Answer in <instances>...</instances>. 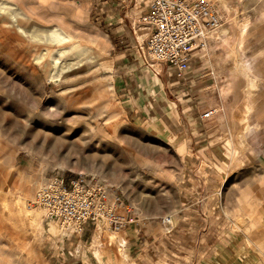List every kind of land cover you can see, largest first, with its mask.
<instances>
[{
    "label": "rangeland",
    "instance_id": "rangeland-1",
    "mask_svg": "<svg viewBox=\"0 0 264 264\" xmlns=\"http://www.w3.org/2000/svg\"><path fill=\"white\" fill-rule=\"evenodd\" d=\"M205 1L221 24L208 52L195 51L207 68L191 93V82L143 66L145 0H0V264H226L232 254L227 264H264L250 243L264 236V0ZM114 14L116 23L104 20ZM125 73L136 82L128 95L113 85ZM232 79L241 81L237 131L216 125ZM206 110L216 112L204 121ZM78 174L116 192L134 224L69 235L34 206L51 177Z\"/></svg>",
    "mask_w": 264,
    "mask_h": 264
},
{
    "label": "built area",
    "instance_id": "built-area-1",
    "mask_svg": "<svg viewBox=\"0 0 264 264\" xmlns=\"http://www.w3.org/2000/svg\"><path fill=\"white\" fill-rule=\"evenodd\" d=\"M149 12L139 20L147 31L142 62L159 76L166 67L179 75L188 70L190 56L205 50L210 36L221 24L217 8L205 0H145ZM215 110H206L201 120H209ZM34 206L47 219L57 222L69 235L81 234L86 226L102 224L114 233L134 224L132 208L95 176L54 175L36 192ZM169 225L168 219H163Z\"/></svg>",
    "mask_w": 264,
    "mask_h": 264
},
{
    "label": "crops",
    "instance_id": "crops-1",
    "mask_svg": "<svg viewBox=\"0 0 264 264\" xmlns=\"http://www.w3.org/2000/svg\"><path fill=\"white\" fill-rule=\"evenodd\" d=\"M112 1V0H111ZM107 4V8L109 7L108 6V4H109V2H107L106 3ZM114 5V4H113ZM145 6L143 7L144 9H141L140 10V12L141 13H143L142 15H139V16H143V15H145L146 13H148L149 12V9L147 8V5H146V3L144 4ZM105 9H106V7H105ZM144 11V12H143ZM109 16V15H108ZM118 18H119V15H110L109 17H107V18H104V20H108V21H106V22H109L110 24H111V21H109V20H112V23H113V20H114V23H116L117 21H118ZM105 22V23H106ZM146 30V29H145ZM208 47L210 48V44H209V46H207V50H205V52H208ZM125 55L123 56V55H119V56H117V60L118 59H123L122 60V62H120V64H122V67H123V71L124 72H128V70H127V67L125 66V65H123L125 62H126V60H125ZM199 58V59H197V61H195L194 62V60H193V58ZM193 60V61H192ZM203 59L198 55V54H196L195 52H193L192 54H191V56H190V61H189V63H188V65H189V67H188V70H187V72H186V74L185 75H180V76H178L179 74L177 73V72H175V71H173V70H167L166 69V67H164V69L161 71V73H163V71H165L166 73H167V75L169 74V76H171L172 74H174L175 73V77L177 76V78L178 79H176L177 80V82H176V84L178 85V86H180V87H185L188 83H190L191 82V90H190V92L191 93H193V92H200L202 89L201 88H197V84H199V83H201L200 81H202L201 79L203 78L202 77V75H201V72L202 71H204L205 70V68H207L206 67V65L204 64V61H202ZM193 62V63H192ZM192 64H195L194 65V67H195V69H194V71L192 70V68H191V65ZM190 73H192V74H194L193 76H191L189 79H186L185 78V76L186 75H188V74H190ZM132 76L133 75H127V73H125L123 76H121V77H119V78H117L116 79V82L115 83H113V85H115V87L117 88V91H121L122 90V92H124V93H126V94H124V95H128V94H130L131 93V91L133 92V91H136V85L134 84V83H136L135 82V79H133L132 78ZM173 77V75L171 76V78ZM181 80H183L182 82H181ZM134 81V82H133ZM198 81H199V83H198ZM131 82H133V83H131ZM195 83H197L196 85H195ZM196 86V89L193 91V87H195ZM137 88H140V86L138 85L137 86ZM187 88H189V86H187L185 89H182V90H180L181 92H182V94H183V91H185V90H187ZM184 95V94H183ZM162 115H164V116H166L165 117V122L166 123H169V125H170V123H172V119H170L171 117H169L166 113H162ZM178 119L176 118L174 121H173V126H174V128H177V126H179L180 124L178 123ZM258 121L260 122V123H263L264 122V112L263 111H261V115H260V118L258 119ZM165 127H169L171 130H169V131H173V133L175 132L176 133V135H187L188 136V132L187 131H185L184 129H180V130H177L176 129V131H174V129H173V127L172 126H168V124L167 125H165ZM264 130V129H263ZM85 230H83V232H84ZM86 233V232H85ZM180 241H182V239H180ZM250 243H252L253 245H254V247H255V249L258 251V252H260V254L262 253V251L264 250V236H256L255 238H253L252 239V241L250 242ZM218 248H221V247H212L210 250H217ZM225 253L227 254V252H220V253H215L214 255H218V256H221L222 258L223 257H225ZM213 254V253H212ZM210 255V256H212V257H214L213 255ZM229 254V253H228ZM256 255H258L259 256V254H255V256ZM234 257V255L232 254L231 256L230 255H228V259H227V261L226 262H224V263H226L227 264V262L228 261H230V260H232V258ZM215 258V257H214ZM244 260H247V259H244ZM257 260L259 261L260 259H256L255 261H256V263H257ZM207 261H210L209 259H207ZM255 263V264H256ZM196 264H202V263H196ZM207 264H209V262H207Z\"/></svg>",
    "mask_w": 264,
    "mask_h": 264
},
{
    "label": "bare ground",
    "instance_id": "bare-ground-1",
    "mask_svg": "<svg viewBox=\"0 0 264 264\" xmlns=\"http://www.w3.org/2000/svg\"><path fill=\"white\" fill-rule=\"evenodd\" d=\"M236 21L235 20H232V23H235ZM219 29V28H218ZM217 29V30H218ZM216 30V31H217ZM216 31L214 32V33H212L211 34V36H210V40H211V38H212V35L213 34H215L216 33ZM213 40V39H212ZM224 43V42H223ZM212 45H213V43H212ZM233 43H231V42H226V44H224V45H221V48H224V49H226V51H228V53H229V58L231 59V61H232V63H234V61H235V51L233 50L234 48H233ZM207 50V49H206ZM222 50V49H221ZM222 53V52H221ZM218 54V53H217ZM222 55H223V53H222ZM86 61H89V60H87V59H85ZM85 61V62H86ZM79 62V61H78ZM74 63V62H72V64H71V67H74V66H78L79 65V63ZM68 68H70V67H68ZM221 72V71H220ZM232 74H233V78L235 79V77H236V75H235V73H234V71H232ZM220 75V74H219ZM213 76H214V74H213ZM227 77V76H226ZM222 78V77H221ZM221 80V79H220ZM240 80H237V81H234L233 79H232V82L231 83H229L227 86V89L225 90V92H223V93H221L220 95H219V97H220V104L222 103V107H223V111H222V113L221 114H219L217 117H216V119H217V124L216 125H219V126H221V125H224V123H227V121H228V124H229V126L231 127V129H232V131H237L236 129H237V127L235 126V122H234V120L232 119V113H233V108H234V106H237L238 107V105H239V103H240V100H239V95L241 94L240 93V87H241V81L239 82ZM222 82V81H221ZM223 86V85H222ZM219 87V86H218ZM222 90V89H221ZM224 91V90H223ZM229 94L231 95L232 94V102H230V104H229V101L227 100V97L229 96ZM210 95V94H209ZM214 96V95H213ZM229 100H230V98H228ZM219 100V99H218ZM214 101H215V98H214ZM217 102V101H216ZM210 103V105H212L214 102H213V100H212V102H209ZM217 104V103H216ZM215 106V105H214ZM217 106V105H216ZM241 106H243V104L241 105ZM216 108V107H215ZM219 108V107H218ZM244 111V110H243ZM216 112V111H215ZM214 121H216V120H214ZM215 125V126H216ZM225 126V125H224ZM221 129V128H220ZM251 134H253V131H249V134H248V136H250ZM247 140H250V141H252V136L251 137H248L247 138ZM26 147H28L29 148V146H26ZM220 154L222 155V157H224L223 156V154H222V152L220 151ZM4 176V175H3ZM2 177V176H1ZM0 177V184L1 183H5L4 181H3V177L1 178ZM4 180H5V176H4ZM3 181V182H2ZM0 196H2L1 194H0ZM3 198H5L4 196H2ZM2 197H0V198H2ZM2 198V199H3ZM4 200V199H3ZM3 200H0L2 203H3ZM5 201V200H4ZM24 199H19V198H17V201H16V203H17V208H19V210H21V211H25L26 210V206H24L25 204H24ZM27 212V214H28V217L30 218V220L31 221H35V220H37L38 219V212H35V211H32V210H28V211H26ZM166 219V218H165ZM52 221V220H51ZM168 221H169V224H170V219H168ZM102 236H104V235H102ZM109 239H111V238H109ZM101 241V233L99 232V231H96L95 233H94V236H93V242L94 243H99ZM89 250V249H88ZM88 255V254H87ZM95 256L97 257V258H99L98 256H97V254H95ZM90 258H92V257H90ZM87 259H88V257H87ZM96 259V258H95ZM93 260V259H92ZM97 261V260H96ZM88 262V261H87ZM92 264V263H91Z\"/></svg>",
    "mask_w": 264,
    "mask_h": 264
}]
</instances>
